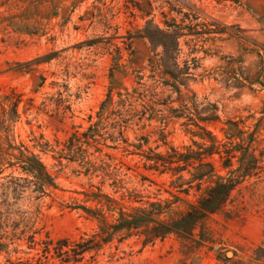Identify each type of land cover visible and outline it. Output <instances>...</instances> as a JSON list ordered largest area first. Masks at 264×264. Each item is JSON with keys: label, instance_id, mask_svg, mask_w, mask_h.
Listing matches in <instances>:
<instances>
[{"label": "rangeland", "instance_id": "374dc122", "mask_svg": "<svg viewBox=\"0 0 264 264\" xmlns=\"http://www.w3.org/2000/svg\"><path fill=\"white\" fill-rule=\"evenodd\" d=\"M191 118L237 148L240 184L193 235L145 242L198 195L177 191L187 171L172 185L135 163L203 152ZM172 193L170 213L117 229ZM0 264H264V0H0Z\"/></svg>", "mask_w": 264, "mask_h": 264}, {"label": "trees", "instance_id": "16d2710c", "mask_svg": "<svg viewBox=\"0 0 264 264\" xmlns=\"http://www.w3.org/2000/svg\"><path fill=\"white\" fill-rule=\"evenodd\" d=\"M138 92L139 90L135 89L132 93L128 92L125 95L119 94L120 99L116 102H113L112 96H109L108 100L104 102L102 110L113 103L115 105L117 104L118 107L121 106L122 109H125L124 107H126V105L132 106V99L136 97L135 95ZM124 112L130 113L127 110ZM137 112L139 113V111ZM122 122L127 123L128 120L126 119L119 122L118 125L121 128H124ZM100 125V122L92 123L89 132H94L95 128ZM182 125L186 128L187 133L195 135V132H193L191 128L192 126L197 127L205 133V137L202 138L205 142L199 148L203 149L207 143H209V145L203 150V152L196 151L193 148V145L184 146L182 148L171 146L165 152H158L156 149L150 148L148 151L139 154L141 159L135 163V166L137 167V170L142 167L149 172L158 173L159 175L168 174L172 177H178L176 181L171 183L172 185L183 180L184 176L182 173L187 171L191 176L190 180L186 182V184L189 185V188L184 190L182 188L184 186L183 183L180 185L181 190L177 191L189 195L191 190L195 188L198 198L195 202L190 203L191 210L180 219L172 218L171 222L159 221L157 222V225L153 227L148 226L145 230L140 232L141 234L146 235L145 242H154L159 238L165 239L170 234H185L189 232L190 235H193L194 230L201 223L209 219L210 216L221 211L226 206L227 202L231 199L233 193L240 184L239 179L236 178L235 170L231 169L233 165L232 160L236 157L235 153L237 148L219 141L211 132L192 118ZM85 135H88V133ZM76 139L78 141L81 140L79 136L76 137ZM162 139H166L164 133ZM124 151L129 152L127 147H124ZM131 154H134V152ZM216 155L219 156V159L222 161L223 169L229 170L227 175H222L213 163L203 162L204 158H214ZM197 160H200L199 165H196ZM193 169L195 172L192 171ZM137 172L139 175L143 176V178L147 179L143 173L140 171ZM131 196L132 193L129 192L126 195H123L121 199L125 202L126 198L128 197L130 199ZM173 196L175 197V202L148 201L145 206H127L126 209L128 212L121 208V218L119 219L120 224L117 226V229H127L130 231L133 226H135L134 228L136 229H140L142 225L145 224V221L151 219L152 222L154 216L170 213L172 205L180 200V197L176 196V194H173ZM117 203L120 202L117 201ZM140 222L144 224H141ZM186 229L188 231H186Z\"/></svg>", "mask_w": 264, "mask_h": 264}]
</instances>
